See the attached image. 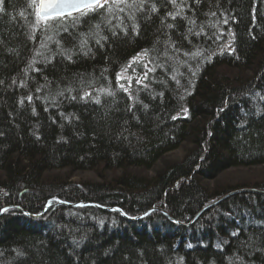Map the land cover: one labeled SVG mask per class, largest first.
<instances>
[{
  "label": "trees",
  "instance_id": "obj_1",
  "mask_svg": "<svg viewBox=\"0 0 264 264\" xmlns=\"http://www.w3.org/2000/svg\"><path fill=\"white\" fill-rule=\"evenodd\" d=\"M142 2L39 25L0 4V264H264V193L238 192L264 182L209 186L264 167V0Z\"/></svg>",
  "mask_w": 264,
  "mask_h": 264
},
{
  "label": "snow or ice",
  "instance_id": "obj_2",
  "mask_svg": "<svg viewBox=\"0 0 264 264\" xmlns=\"http://www.w3.org/2000/svg\"><path fill=\"white\" fill-rule=\"evenodd\" d=\"M173 3H175V0H172ZM3 3V0H0V4ZM120 4H124L126 8L132 9L133 11H139L143 8V2L141 0V3L137 4L136 0H132V3H128L127 0H111V3L109 0H31V4L29 5L30 7L35 8V15L37 17V25H39L41 22H44L47 24L51 20H55L57 18L61 19H67L71 18L74 22H78L82 17L88 16L90 13H95L98 12L100 9H105L109 12L112 13L115 9H118L120 12H123L125 8L119 7ZM107 6V7H106ZM152 12H155L157 9L155 5L152 6ZM0 11H3V8L0 7ZM75 11L78 13V15L73 16L72 13ZM180 13H169L175 19L177 15ZM23 15V13H21ZM131 19V15L129 16ZM227 23V21H225ZM97 27H99L97 25ZM135 27V25H133ZM168 27H172V25H168ZM67 31V29H64ZM48 40H51L52 37H48ZM103 39V37H101ZM98 44L100 43V40L98 39L96 41ZM86 40H81V48L86 47ZM59 44V42H57ZM41 48H46L47 45L45 43H41L40 45ZM38 55L40 54L39 52L37 53ZM147 55V52H144L143 54H138V58L142 59L144 56ZM194 55H199V53H195ZM69 59L71 58L70 56L68 57ZM35 61L33 60L32 62L29 63V68L32 67V64H34ZM145 68L147 71L144 74L143 78H147V73L154 71L155 69L148 68L147 65H145ZM195 74V73H194ZM123 77L121 74H117V81L121 80ZM175 77H173L174 79ZM131 78L129 77V80ZM137 83H140V80L136 81ZM121 88H124V86L121 84ZM102 91H107L106 89ZM124 91H127V88H124ZM111 95V93H108ZM87 96L88 93H85ZM29 100H31V97H28ZM97 102L99 100L97 99Z\"/></svg>",
  "mask_w": 264,
  "mask_h": 264
},
{
  "label": "rangeland",
  "instance_id": "obj_3",
  "mask_svg": "<svg viewBox=\"0 0 264 264\" xmlns=\"http://www.w3.org/2000/svg\"><path fill=\"white\" fill-rule=\"evenodd\" d=\"M111 1V0H110ZM227 48V45L225 46ZM145 59H139L138 57L131 60L127 67L121 71V76L123 77L120 81V85L126 86L127 84L136 82L140 77L139 74L145 72ZM136 66H139V70H136ZM129 77L131 78L129 80ZM181 158V150H176L175 152L167 155L165 157L166 162L176 160ZM163 164V162H162ZM63 174V173H61ZM145 175L150 176V172L145 173ZM71 180L75 183L81 181H93L98 182L100 179L94 172H83L73 174ZM232 182L235 186L237 185H247V187H252L256 183L264 182V167H253V168H240V169H230L222 173L216 180L209 182L211 188L218 184V186L225 185ZM27 216V215H26ZM29 217V216H27Z\"/></svg>",
  "mask_w": 264,
  "mask_h": 264
},
{
  "label": "water",
  "instance_id": "obj_4",
  "mask_svg": "<svg viewBox=\"0 0 264 264\" xmlns=\"http://www.w3.org/2000/svg\"><path fill=\"white\" fill-rule=\"evenodd\" d=\"M76 12L73 11L72 14H75ZM244 191H247V192H252V193H262L260 191H256V190H253V189H248V190H240L238 192H244ZM218 202V201H217ZM217 202H214L206 207H204L196 216L195 218L188 224H192L193 222H195L196 218L200 215V213H202L203 211L209 209L210 207H212L213 205H215ZM61 205L63 206H66V207H83V206H93V207H97V208H100V209H103V210H106V211H116L118 212L121 216L123 217H126L122 214V212L120 211L119 208L117 207H113V208H102V207H99V206H96L95 204H91V203H74V204H71V203H61ZM49 205L45 206V209L48 208ZM11 207H7V208H4L2 211L6 210V209H10ZM15 209L23 212V210H21L19 207H14ZM45 209L42 211V213H40L39 215H30L28 213H25V215L27 216H30V217H33V218H38V217H41L43 216V214L45 213ZM159 212L164 218H166L169 222L171 223H174V224H177V225H180V226H187V225H184L182 224L181 222L175 220V219H172L168 214H166L164 211L160 210V209H157V208H150L149 210H147L145 213H143L142 215H140L139 217L135 218V220H139V219H142L144 217H146L147 215H149L150 213L152 212ZM1 213V212H0Z\"/></svg>",
  "mask_w": 264,
  "mask_h": 264
},
{
  "label": "bare ground",
  "instance_id": "obj_5",
  "mask_svg": "<svg viewBox=\"0 0 264 264\" xmlns=\"http://www.w3.org/2000/svg\"><path fill=\"white\" fill-rule=\"evenodd\" d=\"M260 192H261V191H260ZM233 193H236V192H230L229 195H230V194H233ZM262 193H264V192H262ZM198 213H199V212H198Z\"/></svg>",
  "mask_w": 264,
  "mask_h": 264
}]
</instances>
